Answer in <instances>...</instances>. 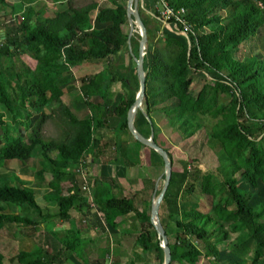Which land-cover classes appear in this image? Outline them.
<instances>
[{
	"label": "trees",
	"instance_id": "16d2710c",
	"mask_svg": "<svg viewBox=\"0 0 264 264\" xmlns=\"http://www.w3.org/2000/svg\"><path fill=\"white\" fill-rule=\"evenodd\" d=\"M142 1L144 7L138 10L149 33L150 20L144 16L146 3L154 9L153 14H147L150 19L160 20L161 16L155 6L157 0ZM165 1L177 10H185L183 17L192 26L193 32L183 35L180 24L173 31L163 29L166 40L169 36L181 43L170 65L156 61V56H144L146 84L155 61L160 66L163 85L150 94L146 89L145 106L135 116V128L146 138H149L153 129L154 141L157 142V126L151 113L152 110L165 109L162 113L166 116L175 114L178 123L173 122V125L179 126L181 137L186 139L201 127L199 123L193 124L200 116L217 118L211 138L220 145L235 175L233 184H227L228 197L234 208L229 206L212 177L201 175L198 170L191 175L183 196L184 200H189L188 204L179 203L176 197L166 192L160 206L166 215L161 221L162 225L167 233L168 224L173 222L180 233L175 244L169 243L171 264L178 260L186 264V259L198 263L204 256L214 260L211 264H264V199L257 202L252 191L237 186L238 180L242 179L252 189H257L260 184L264 187V57L252 55L237 59L233 55L234 50L250 37L257 36L264 26V0ZM108 2L100 6L99 0H93L76 6L69 0L65 11L45 22H37L23 31L21 37L15 35L0 47V106L8 109L18 129L31 130L35 138L30 143L18 141L9 144L0 150V161L6 159L5 154L13 160H28L35 148L39 147L40 167L37 175L39 178H43L45 173L51 176L49 185L55 191L59 216L64 220L69 218L70 211L77 205L80 208L85 204L90 209L81 195L77 176L66 172L71 163L86 155L90 159V168L98 164L121 167L137 165L132 157L133 153H137L131 149L130 139L138 141L129 133L127 123L128 111L139 91L136 64L133 67L129 65L125 73H118L112 64V61L120 60L128 45L129 35L124 33L122 27L123 21L127 19V9L118 0ZM96 10L98 12L93 25ZM83 25L87 27L84 31L81 30ZM136 36L140 41V35ZM27 46L33 47L31 52L37 61L36 67L30 69L23 65L18 70L14 58L17 51ZM128 56L133 59L131 54ZM105 61H109L108 68L86 79L85 93L89 101H96L100 110H93L90 118L79 119L63 103L64 92L55 77L66 76L71 80L72 67ZM113 73L118 75L124 94L116 101L115 111L111 112L109 89L115 80ZM201 73L210 75L212 90L208 92L203 89L197 94L185 95L192 85V74ZM219 93L229 95L230 100L219 104ZM158 95L163 96L160 103L154 101ZM47 108L52 109V114L59 116L60 121L67 126L60 139L45 138L41 134L42 124L52 117L45 113ZM37 114H41L38 123L35 120ZM115 116V138H94V130L108 124L107 119ZM126 134L129 137H124ZM140 146L146 148L142 144ZM165 150L172 161L171 154ZM150 151L163 162L156 151ZM51 154H55V158ZM16 181L18 185L0 179V204L4 206L0 212L14 208L22 212L29 211L20 221L25 225H35L38 221L29 216L32 212L41 213L35 195L24 188L21 180L16 178ZM65 182L72 183V190L67 196L61 194V185ZM115 183L116 180L110 177L102 178L99 184L92 185L93 200L109 231L130 235L126 218L130 215L141 216V212L135 206L134 197L115 194ZM195 189L207 203V212H202L199 203L191 198ZM176 216L180 219H176ZM150 218L151 215L141 222L142 244L157 253L155 264H164L161 241ZM15 220L11 214L0 216V228ZM233 234L238 235L233 239ZM190 239L200 243L203 249H187ZM250 244L253 247L248 259L241 262L220 259L221 253L228 247L238 251ZM65 252L67 248L63 243V247L55 253L32 250L20 252L17 258L21 264H61L66 259ZM0 264H4L1 251Z\"/></svg>",
	"mask_w": 264,
	"mask_h": 264
},
{
	"label": "rangeland",
	"instance_id": "374dc122",
	"mask_svg": "<svg viewBox=\"0 0 264 264\" xmlns=\"http://www.w3.org/2000/svg\"><path fill=\"white\" fill-rule=\"evenodd\" d=\"M93 0H76L74 3L81 6L83 4H86L88 2H91ZM121 4H123L127 8L128 0H118ZM144 3V2H143ZM109 4V2H105L101 4L102 6ZM144 7L141 3H138V9ZM154 9L150 7L148 3H146V11L144 13V16L146 18H149L150 20V26L149 30L150 32L147 33L148 38V44L144 49V56L146 54H149L150 56H156V61H162L163 63L170 65L173 61L174 57L177 55L178 51L180 50L181 43L176 38L167 37L165 38V33L163 30V25L160 20L156 19H150L148 17L149 13L153 14ZM148 14V15H147ZM119 18L116 19L118 21ZM45 22V21H42ZM122 27L124 30V33L126 35H130L131 29L130 24L128 21V18L126 21H123ZM86 26L83 25L81 27V30H86ZM136 34L140 35V30L135 29L133 32V35L130 39V45L128 44L126 47V50L124 53H122L120 60L118 61H112L113 66H115L118 71V73H125V71L130 67L131 65L133 67V64H135L134 60L128 56V54H131L133 56L139 55V38L136 36ZM134 40V41H133ZM233 55L235 58L243 59L245 57H249L252 55H260L264 57V26L260 29L259 33L255 37H250L244 44H242L240 47H238L236 50L233 51ZM15 66L18 70L22 68V66H27L22 57H18V61ZM29 63L35 64L34 61H31L28 59ZM149 72L148 76V83H147V90L149 91V94L152 92H155L156 89L160 88L163 84L161 83V80L163 76L161 75V69L158 64H155ZM17 64V65H16ZM109 61L102 62L101 64L96 63L95 65H91L89 68H84L79 72L77 69H74L75 72V78L78 79L76 81L75 86L72 87V90L74 92V95H76V100L80 104H82L84 107V114L85 117L90 118L92 115V111L96 110L99 111L100 107L98 104H96V101H89V98L87 97L85 90H86V79L101 70L108 68ZM28 67V66H27ZM115 72V71H113ZM115 75V80L110 85V95H109V110L111 112H114V105L116 101L119 99V97L124 94V90L122 88V84L120 79L118 78V75L113 73ZM210 75L206 74H192V85L191 87L184 93L191 94V93H199L203 89H207L208 92L212 90L211 85H213ZM71 94V93H69ZM163 96L158 95V97L155 98L156 103H160ZM230 100V96L227 94H218V102L219 104H225ZM92 103V105L90 104ZM144 100L142 105V111L144 109ZM48 115L52 116L51 118L47 119L42 124V130L41 134L45 138H52V139H60L63 135V133L67 130V126L60 121L59 116L52 114V109L47 108ZM165 109H159L157 112L158 115L154 114V116L157 118V116L161 117L162 119H165L169 121L170 127V141H166L167 150L171 154L172 158V178L169 185V188L167 190V193L170 194L173 198H177L179 203H189V200H184L183 196L184 193L187 190L188 187V181L191 178V175L195 173L196 170H198L201 175H210L213 179V182L218 185L219 191L222 192V195L224 198L228 200L229 206L231 208H234L235 206L232 205V201L228 197L227 193V184H233L232 179L235 177L233 174L232 169L230 168V164L227 161L225 154L223 150L221 149L220 145L217 143V141H214L211 138V130L212 127L215 125L217 118H214L212 116L206 115V116H200L199 119L195 120L193 124L199 123L201 127L195 131L193 135L190 137L184 139L181 137V134L179 132V126L175 127L174 123H178V120L175 117V114H172L171 117L166 116L162 112ZM80 114V113H79ZM41 114L36 115V122L38 123L41 120ZM82 117V115L80 114ZM112 117V116H109ZM114 117V116H113ZM108 118V117H107ZM114 120H117V116H115ZM36 123V124H37ZM5 126H8V129H5ZM107 128H110V126H107ZM8 132V133H7ZM25 133L23 129H18L17 124L12 121V119L9 117H2L0 115V138H2L5 142H8V137L14 140L21 139L24 142H26ZM33 136V134H32ZM34 138V137H33ZM35 139V138H34ZM33 139V140H34ZM10 140V141H11ZM136 142V141H135ZM134 144L138 147L140 145L138 142ZM157 143V142H156ZM138 149V148H137ZM137 154H132L133 159L136 162V166H133V170H131L132 175L135 177V180L133 183L124 182L123 185L125 190L124 195L127 197H136L135 206L140 209L141 216H135L130 215L127 220L129 223L130 228L132 229L133 235L131 239L130 235H122L120 233H113L115 236L113 237L114 240L109 242L110 246L108 249V254H110L109 259L107 257L105 258L106 264H155L158 260V255L154 250H151L148 246H143L142 242L144 240L143 233L140 231L141 229V223L140 222L145 221L146 218L150 217L151 215V207L156 201L158 195L160 194L164 183H165V167L164 163L158 159L156 156H154L150 148H142L140 147L139 150H134ZM143 162V163H142ZM20 164L19 161H14L13 165L18 166ZM73 165L72 172L73 175L75 174V167L74 163H71ZM91 170L92 173V168ZM93 174V173H92ZM129 176L130 177V170L127 167H121L120 176ZM50 176V175H49ZM140 178L142 181H140ZM77 179V177H76ZM14 185H18V181L15 180V177L12 179ZM139 181L142 183V186L139 184ZM156 182V183H155ZM72 185L69 183L64 188V190H68ZM237 186L245 191H252L256 195V201H262L264 199V187L262 184L259 185L257 189H252L248 183L243 181L242 179L238 180ZM31 187V185L29 186ZM40 188H43V190L46 187L39 186ZM194 195H192L191 198L195 199L196 202L199 203V209L202 212L208 211V206L205 200L201 199V197L197 194V190L195 189ZM136 192V193H135ZM122 194V193H121ZM122 194V195H123ZM2 206V205H1ZM192 208V207H191ZM16 209V212L19 211L20 214L24 215L21 209ZM164 218H166L165 213L161 210H159V219L162 221ZM176 219H180L179 216H176ZM130 220H134L133 223H130ZM162 223V222H161ZM58 224L57 221L53 224V226L50 228L53 230L54 226ZM9 227H14L10 230V228H6L2 234L4 238H6L7 234L11 231L13 234L16 233L17 237H21V234L27 233V239L37 240L41 239V242L45 240V238H49L48 236L51 233H47L45 236L43 233L38 234L35 227H29L27 225H8ZM20 228V229H19ZM19 229V230H18ZM102 231V230H101ZM106 231V230H105ZM166 231V230H165ZM107 234V233H106ZM167 236L169 243L171 245L176 243L177 236L180 234L179 231H177V228L173 222H170L167 227ZM238 234H233L232 238H236ZM40 236V237H37ZM53 237H50L52 239ZM27 242V240H25ZM28 243V242H27ZM24 243L20 245L21 249L24 248H31L33 246V243H30L26 246H24ZM24 246V247H23ZM10 247V246H9ZM252 247L253 245L250 244L248 247L242 249V250H231L229 247L226 251L221 253L220 259L221 260H227L230 262L238 261L241 262L244 259H248L250 254L252 253ZM2 250L5 253L6 259L4 261V264H20L17 261V250L16 249H10L7 247L6 242L2 243L1 245ZM200 248L203 249L202 245L198 242H196L194 239H190L187 243V249L194 250ZM12 250V251H11ZM119 250V253H116V251ZM137 252V253H135ZM11 253V254H10ZM147 253L148 255L145 258H142V254L144 255ZM17 254V255H16ZM16 255V257H15ZM219 259V262L221 261ZM189 261V262H188ZM214 260L212 258H206L205 256L201 259L200 262L196 263L193 260L186 259V264H211ZM173 264H183L181 261H174Z\"/></svg>",
	"mask_w": 264,
	"mask_h": 264
},
{
	"label": "crops",
	"instance_id": "0c3cea01",
	"mask_svg": "<svg viewBox=\"0 0 264 264\" xmlns=\"http://www.w3.org/2000/svg\"><path fill=\"white\" fill-rule=\"evenodd\" d=\"M73 3L76 0H72ZM140 1V0H139ZM69 0H0V41L5 42L6 40L12 38L15 35H18V37L22 36L23 31L27 30L37 22L47 21L49 19H52L56 16L57 13H61L65 11L68 8ZM141 4L143 5V2L141 0ZM76 6H79L75 3ZM33 47L27 46L26 48H21L19 51H17V56L14 58L16 59V63L18 61V57H22L24 63L30 68L35 69L37 61L32 55ZM30 59L31 61H34L35 64H30L28 61ZM15 61V60H14ZM96 63H83L76 67L71 68V75L72 79L70 80L66 76H56L55 79L57 83L62 87L64 95L62 97L63 103L70 109V111L75 114L79 119H86L88 117H85L84 114V106L77 102L76 95H74V92L72 90V87L75 86L76 81L75 78V72L74 69H77L79 72H82L81 70L84 68H89L91 65H95ZM101 64V63H98ZM17 65V64H16ZM71 93V94H69ZM123 95V94H122ZM143 105V104H142ZM45 113L48 114L47 110H45ZM82 117L80 116V114ZM157 110H152L151 118L154 120L156 126H157V143L163 148H167L166 141H170V127L168 121H165L161 117L157 116V118L154 116V114H157ZM0 115L2 117H9L11 118V114L4 106H0ZM92 115V114H91ZM108 124L98 126L94 130V138L96 139H102V140H113L115 138L114 130H113V123L114 118L107 119ZM107 126H110V128H107ZM8 126H5V129H8ZM25 133L26 143L32 142L34 139L32 136L31 130H25L22 128ZM42 130V127H41ZM150 136L154 131L151 129ZM8 133V132H7ZM42 133V132H41ZM172 135V134H171ZM149 136V137H150ZM124 137H129L127 134L124 135ZM8 137V142H5L2 138H0V150L5 148L11 143L14 142H24L21 139L14 140ZM134 140L130 139V147L132 150H139L140 145L138 147L134 144ZM136 143V142H135ZM138 148V149H137ZM40 149L39 147H36L33 151L31 158L28 160H21L19 161L20 164L18 166H14L13 162L18 160L10 159L6 154V159L3 161H0V179H6L8 183L12 182L13 177L18 178L21 180V182L24 185V188L28 191H31L35 195V200L41 210V213H31L29 216L32 219H36L37 224L35 225H27L29 227H35L38 234L43 233L44 236L47 233H51L48 236L53 237L52 239L45 238L43 242H41V239L32 240L27 239L28 235L27 233L21 234V237H17L16 233L13 234V232H9L4 238L2 232L8 227L13 229L14 227H9L8 225H25L20 221L21 217H24V215L29 214V211H23V214H20L19 211L16 212V209L7 210L6 212H0V216H8L9 214L15 216V221L13 222H7L5 225H3L0 228V251L4 255V261L6 259L5 253L1 248L2 243L6 242V245L10 249H16L17 254L20 252L25 251H32V250H47L51 253H55L58 250H60L63 247V243H65V247L67 248V252H65V261L61 264H104L105 258L108 254L109 249V242L114 240L115 234H113L109 229L105 231L101 227V222L98 218V216L94 213V211L87 206L85 207V204H82V206L79 208L78 205L76 208H73L69 213V218L67 220H64L60 218L59 216V206L57 203V200L55 199L54 193L55 191L50 188V181L51 176L49 174L45 173L43 178H39L37 175V170L40 167V160L39 155ZM52 158H55V154L50 155ZM89 158V156H88ZM90 161V159H89ZM143 163V162H142ZM76 165V162L74 163V167ZM73 165L70 164L69 168L66 169V172L69 174H73L72 172ZM92 173H91V183L92 185H97L101 182L102 178H110L113 177L116 180V187L114 189L115 194L120 195L121 193H125V188L123 185L124 182L133 183L135 180V177L132 175L131 170H133V167H127L130 170V177L129 176H120L121 166L116 165H104V164H98L91 167ZM90 168V169H91ZM91 171V170H90ZM140 181L141 178H140ZM139 181V184L142 186V183ZM71 184V182H65L61 185V194L62 195H69L72 186L68 190H64V188L67 186V184ZM156 183V182H155ZM31 185V187H29ZM46 187L44 190L43 188H40L39 186ZM114 185V186H115ZM120 187L119 188H117ZM127 192V191H126ZM136 193V192H135ZM123 196H126L123 194ZM127 197V196H126ZM136 198V197H135ZM0 204V210H2ZM85 220L86 222H83ZM128 220V218H127ZM55 221L58 222L56 226H54L53 230L50 228L53 226ZM121 221V219H119ZM130 223H133L134 220H130ZM139 223H141L138 220ZM126 227L130 230V236L133 235L132 229L129 226V223L127 222ZM108 228V227H107ZM20 229V228H19ZM18 229V230H19ZM102 230V231H101ZM107 233V234H106ZM114 235V236H113ZM40 237V236H37ZM131 239L132 236L130 237ZM27 240V242H25ZM64 240V242H63ZM24 243V246L28 245L29 242L33 243V246L31 248H24L21 249L20 245ZM10 246V247H9ZM23 246V247H24ZM12 251V250H11ZM116 253H119V250L116 251ZM137 253V252H135ZM11 254V253H10ZM16 254V255H17ZM138 254V253H137ZM15 255V257H16ZM148 254L145 253L142 254V258H145ZM18 263L21 264V261L18 260Z\"/></svg>",
	"mask_w": 264,
	"mask_h": 264
},
{
	"label": "water",
	"instance_id": "95a60500",
	"mask_svg": "<svg viewBox=\"0 0 264 264\" xmlns=\"http://www.w3.org/2000/svg\"><path fill=\"white\" fill-rule=\"evenodd\" d=\"M138 3H139V0H128V4L126 8L127 18H128L130 29H131L130 35L128 37V44L130 45V39L135 29L140 30V37H141L139 41V55L137 57L132 55L134 62L136 64V71H137V76L139 79V91L136 95L134 104L131 106V108L128 111L127 123H128L129 133L135 138V140H137L140 144L156 151L161 156L164 162L165 183L156 201L151 207L150 220L157 231L158 239L161 241V248L164 251V264H171V259H172L171 249L169 247L168 236L159 219V210H160L161 203L164 199V196L171 182L172 171H173L172 162L170 158L168 157L167 151L154 141L153 133L151 134L149 138H146L136 130L135 125H134V120H135V116L137 112L139 110L142 111V104H143L144 96L146 95V89H147L146 73L144 69V49L148 44V38H147V30L139 14ZM147 119L149 120L148 117Z\"/></svg>",
	"mask_w": 264,
	"mask_h": 264
},
{
	"label": "built area",
	"instance_id": "2783aa9c",
	"mask_svg": "<svg viewBox=\"0 0 264 264\" xmlns=\"http://www.w3.org/2000/svg\"><path fill=\"white\" fill-rule=\"evenodd\" d=\"M108 0H99V5L107 2ZM156 9L160 12V21L162 22L163 29L173 31L174 27L180 24L183 28L182 34L187 35L189 32H193L192 26L183 17L185 10L175 9L172 5L168 4L165 0H157L155 3ZM98 10L94 13L93 25L95 23V18L97 16ZM4 42L0 41V47L3 46ZM75 81L78 79L75 78ZM75 175L77 176V183L80 188L82 197L85 198L89 207L98 216L103 228L107 231L106 223L102 215L98 212L97 206L94 203L92 195V183H91V171H89V158L86 155L81 156V158L76 162L75 165ZM83 222H86L83 220ZM110 254H107V259H109Z\"/></svg>",
	"mask_w": 264,
	"mask_h": 264
}]
</instances>
